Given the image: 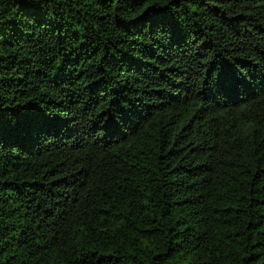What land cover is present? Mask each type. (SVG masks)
Here are the masks:
<instances>
[{"label":"trees","instance_id":"1","mask_svg":"<svg viewBox=\"0 0 264 264\" xmlns=\"http://www.w3.org/2000/svg\"><path fill=\"white\" fill-rule=\"evenodd\" d=\"M0 264H264V0H0Z\"/></svg>","mask_w":264,"mask_h":264}]
</instances>
